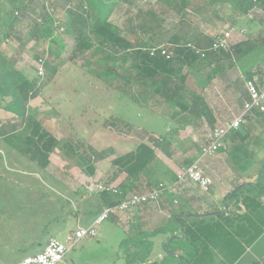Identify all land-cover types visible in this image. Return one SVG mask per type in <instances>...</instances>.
Listing matches in <instances>:
<instances>
[{
    "label": "trees",
    "instance_id": "16d2710c",
    "mask_svg": "<svg viewBox=\"0 0 264 264\" xmlns=\"http://www.w3.org/2000/svg\"><path fill=\"white\" fill-rule=\"evenodd\" d=\"M74 1L0 0V106L4 105L3 109L14 115L16 119L15 123L0 122V139L41 170L49 166L50 155L57 149L66 151L71 159L76 158L77 150H83L81 154L88 164V173H94V163L105 159L106 156L96 151L94 147L86 148L91 153L86 156L84 145L72 136L75 130L69 123L66 128L62 125L59 129L63 136L64 133L67 135V131L71 134L58 140L54 136L56 128L52 127L53 114L45 115L41 121L33 119L30 101L39 95L41 87L36 80L27 78L16 68L21 52L12 57H8L5 53L8 42L12 40L22 42L23 32L29 34V40L44 46V56L46 54L50 56L48 58L50 60H44L43 55L37 57L38 62H43L42 70L47 72L46 82H51L61 66L75 58L80 56L88 67L89 58L94 50L104 52L106 57L97 60L101 65L100 71L88 69L90 76L99 80L116 79L119 81L120 93L131 103H138L133 98L134 86L140 89L141 94L159 95L163 104L179 110V118L175 119L178 130L195 125L202 120L207 121L210 129H213L216 121L213 110L206 102L203 89L218 76L227 73V70H231L245 57L264 46V42L256 41L258 36L264 38V30L262 27L256 29L259 23L252 17L253 11L264 10V0H197V2L196 0H156L161 7L175 13L177 22L175 21L173 28L166 30L162 24L163 21L157 18L159 16L156 12L141 11L130 22V32L141 33L140 37L133 42L114 32L111 14L120 0H77V3ZM189 9H191L190 14L187 13ZM209 16L233 29L240 31L245 29L246 40L234 44L229 52L210 51L209 48L215 41L214 34L196 30L188 31L186 36L188 39L181 44L182 37L185 39V36L179 33L182 27L192 21L193 17L206 21ZM133 22L136 25H133ZM90 23H92V30L86 35L83 31ZM65 37L71 38L73 49L68 58H61L66 45L60 41ZM143 37L146 38L143 39ZM20 47L22 51L24 45L21 43ZM157 47H164L170 53V57L163 56L160 50L152 54V49ZM196 50H199L200 54H197ZM203 52L205 57L201 56ZM121 53L129 57L125 59L129 67L123 71L112 64L116 61L114 58ZM212 64H217L216 68L208 71L203 89H188L186 84L189 76H194L195 73L201 72L203 68ZM262 69L264 68L259 67L246 72L245 78L250 77L254 71ZM254 115L257 120L264 122V113L255 112ZM114 121L112 126L118 127ZM59 124L62 122L59 121ZM47 126L52 127L53 131ZM243 127L247 129L245 136H242L240 132ZM243 127L232 132L227 138V143L232 142L233 146L240 151L243 150L241 144L250 131V128ZM168 136H163V142L158 144V147L165 150ZM154 164L160 165L161 162L155 150L144 143L140 144L135 152L115 159L112 162L111 177L108 176L110 180H106L103 184L110 187L120 172L126 173L127 176L124 181L114 187L122 194L98 193L106 204L104 207H114L125 195L137 192L141 186V177H149ZM263 187L264 168L261 169L258 182L240 185L227 197L229 207L234 205V209L217 216L193 212L175 215L174 221L181 228L183 235L181 242L193 246L194 249L188 252L187 256H181L180 248L172 247V244L179 243L175 236V240L164 243L165 251H169L173 258L178 256L181 264H213V260L207 259L208 254H211V250L217 247V244L242 238L245 246L252 247L264 236V202L258 195ZM101 210L94 211L95 218ZM116 219L118 220L116 216H113L109 221ZM208 220L212 223H208ZM163 232L165 231L157 229L151 234L140 233L127 236L126 240H133V242L127 248L125 264H146V262L157 264L152 263L150 259L153 250L150 239ZM239 250L237 249L234 253V258L236 256L239 258L245 248Z\"/></svg>",
    "mask_w": 264,
    "mask_h": 264
},
{
    "label": "rangeland",
    "instance_id": "374dc122",
    "mask_svg": "<svg viewBox=\"0 0 264 264\" xmlns=\"http://www.w3.org/2000/svg\"><path fill=\"white\" fill-rule=\"evenodd\" d=\"M74 3H77V0H75ZM148 10L157 13L159 16L157 18L163 21L162 24L166 27V30L173 28L172 26L176 21L174 16L175 13L161 7L156 0H120L119 4L115 5L111 14V22L114 24L113 27L115 34L132 42L137 40V37H140L141 33L134 34L130 32V22L133 21L141 11ZM187 13L190 14L191 9H189ZM252 17L257 23H259L256 29L258 30L262 27L264 30V10L253 11ZM135 23H137V21H135ZM91 24L92 23H90L88 28L83 31L84 34H90L92 30ZM133 25L136 24L133 22ZM196 30L214 35L230 32L233 36L232 46L238 42L246 40L245 35L247 34V32H241L240 30L229 27L227 24L218 22L210 16L206 21H200L198 18L193 17V20L186 23L179 32L182 36H185V39L182 37V40H180L181 44L188 39L186 37L188 31L193 32ZM145 38L146 37H143V39ZM263 40L264 38L261 36H258L256 39L259 43H263ZM60 42L65 43L66 45L63 50L64 52L61 53V58H68L73 49V41L70 37H65L62 38ZM21 43L24 45L22 51L20 47ZM21 43L15 40L8 42V46L5 48V53L8 57H12L15 56L16 53L19 54V52H21L17 59L16 68L27 78L36 80L41 87L39 95L30 101V108L37 110L34 115L39 119L40 115L44 116L47 114H53L54 117L52 118L55 123L52 121V126L54 129L56 128L57 130L61 128L62 125L66 128L69 123L75 130V133H72V136L75 140L84 145V149L94 147L96 151L105 154V163H103V160L95 162V166H97L100 173L103 172L105 166L110 170L112 168V162L118 158L117 155L120 149V147H118L119 141L126 140L131 143H136L140 140V137L142 138V136L150 135L149 133H146V131L139 130L131 131L127 133V135H124L121 132L122 126L118 125V127L112 128L113 117L119 116L120 110L125 108L124 104H131V101L127 100L120 93L121 91L118 89L119 81L116 79L108 78L105 80H99L90 76L88 69L98 72L100 71L101 65L97 60L106 57L104 52L94 50L90 58L88 57V67L85 66V60L80 56L75 58V60L61 66L51 82H46L47 72L43 69V74H40L43 62L41 63L37 60V57L43 55L45 51L44 46L33 40H29V34L27 32H23ZM49 57L48 54L42 56L44 60H50L48 59ZM128 58L126 54L121 53L114 58L116 61H113L114 63L112 64H114V66L120 71H123L129 67V63L125 62V59ZM252 66H256L255 68H264V46L253 54L245 57L240 62V69L243 73L237 71L236 66L233 67L235 70L231 72L233 74L231 75L229 85L225 81L226 78H223L222 75L217 78L218 81L216 86L220 88L216 89L219 91V94H222V98L226 101V104L235 106L233 108L235 111H238L236 108V104H238L236 98L238 99L240 94L238 93L239 91H233L234 95L232 96V89L235 87L234 84L236 80H244V74L251 71L253 69ZM235 72H239L236 73L238 76V79L236 80ZM133 91L136 94L140 93V89L136 86L133 87ZM209 97L212 102H216L213 96V91L210 92ZM233 100H235V102ZM144 102L149 103V101H143L141 104H145ZM225 103H223L221 107L226 109V106L224 105ZM119 105H121L120 109L118 107ZM215 105L219 108L217 104ZM3 106L4 105H2V107L0 106V108L3 109ZM225 109L222 111L225 112ZM137 115L138 114L132 113L131 118L134 122L136 121L141 125L144 121V117L140 118ZM0 118H2L1 109ZM229 118H231V114L229 113L222 117L223 120ZM33 119H35L34 116ZM156 119L157 118L153 119V125V123H151L152 120L150 121V118H147L152 127L156 125ZM252 120L253 123H251ZM256 120V117L253 115L250 118V123L245 125L250 128V131H248V136L241 145L245 147L244 151H257L255 160L256 162H261L264 161V148L259 149L258 146L259 141L264 140V122ZM59 121H61L62 124H59ZM104 130H110L112 134L103 137L102 132ZM240 132L242 136H245L247 134V129L243 127L240 129ZM70 134L71 133L67 131V135ZM67 135L64 133V136ZM186 136L187 138H190L189 133H186ZM194 136V139L190 138L187 143H184L183 145L181 144L180 147L173 149L178 159L180 158L182 160L188 158V156L193 157L197 155V149H199V146L201 145V135L196 133ZM100 137L103 141L102 143H105V149L102 148V145L99 143ZM158 140H161V138H158ZM6 146V143L0 141V264H19L26 256L32 254L31 252H26L29 247L25 245V242H27L28 238L33 236L31 233L35 232L38 227L39 231L35 233V236H33L32 239H36L40 242V245H43L50 235L63 240L66 231L72 226L80 225L85 228L89 227L91 225L89 223L93 221L94 218L90 212L85 216L82 215L79 222L77 221L79 215L76 216L75 214L78 207V201L81 199L80 194L74 192V188L76 186L81 187L80 178H78V182L64 180L65 182H68L71 187V189H64L63 185L59 183V180L56 181L55 179H50L48 177V172L40 170L34 163L27 159H22V162L19 161V168H10L11 172L9 171V167L12 164H10V161L8 160V154L12 151V148ZM261 146L264 147V144H261ZM75 149L77 150V148ZM235 150L236 148L233 147L232 149L223 152L226 156L230 157L227 164L228 166H238V158L240 157V154H236ZM59 151L66 159L63 162L64 164L62 163L63 170L57 168L58 170L54 171V168L50 167L52 165L51 163L49 170H51L52 173L61 172L64 173L65 176L66 174L72 176V172H76L79 176L88 173V164L81 154L83 150H77L75 159H71L66 151ZM86 152V156H88V153L91 154L87 149ZM68 158L70 160H68ZM69 161L72 163H68ZM98 164L100 165L98 166ZM220 174L217 175L220 176ZM222 177L223 176H221V178ZM98 184L92 186L93 191L90 190L91 195L92 193L95 195L98 194L95 191ZM237 189L238 188H236L235 191ZM80 193H82V191H80ZM85 199L88 200L91 198L90 196H87ZM84 207L86 210H95L94 206L93 208L89 207L88 209L86 208L87 206ZM18 216L20 217L17 218ZM127 221H129V218H125L123 223H126ZM162 227L159 229L163 230ZM73 230L74 229L71 231ZM127 236L130 235H128L122 227L116 225L112 221H107L98 228L97 238L92 240L85 239L82 246H80V244L77 245V247L80 246L78 249L79 255L74 259V262H69L68 264H125L127 262L125 259L128 255L127 248L133 242V240L127 241ZM160 238L155 241L156 246H154L150 256V259L152 260L151 262L157 264H179L180 261L175 260L169 251H165V248H161ZM15 240L19 242H11ZM17 244L21 245L16 246ZM173 246L175 247L176 244H172V247ZM172 247L169 246V248ZM186 248L188 249L189 246H186ZM30 249L32 251H37L39 248L34 249L33 247H30ZM83 249L85 250L80 253V250ZM73 251L74 250L70 253ZM68 256L72 257L74 256V253ZM146 264L148 263L146 262Z\"/></svg>",
    "mask_w": 264,
    "mask_h": 264
},
{
    "label": "crops",
    "instance_id": "0c3cea01",
    "mask_svg": "<svg viewBox=\"0 0 264 264\" xmlns=\"http://www.w3.org/2000/svg\"><path fill=\"white\" fill-rule=\"evenodd\" d=\"M216 65L217 64L208 65L207 67L203 68L201 72L195 73L194 76L193 75L189 76V79L187 80V84H186L187 88L190 90H202L206 82L205 77L208 71L216 68ZM252 67L253 69H255L256 66L255 67L252 66ZM231 70L230 69L227 70V73L222 75L223 78H226L225 81L228 85L230 84L231 75L233 74L231 72H233L235 68L234 69L232 68ZM236 70L239 71L240 73H243L242 70L240 69V63L236 65ZM239 72H235V74ZM217 78L214 79V81L210 83L205 89H203L205 93L206 102L210 106V108L213 110V115L216 121L215 126L220 121H223L222 117L225 114L227 115L229 113L232 115L233 113L238 112L243 107L244 102L249 99V96L247 98L248 93L243 83L244 80L243 81L239 80L236 74L235 80L238 79V81L236 80L234 84L235 87L234 89H232V92L239 91L238 93L240 94V96L238 97V99L236 98V101L238 102V104H236L237 105L236 108L238 109V111H235L233 109L235 106L226 104L225 103L226 101H224L222 98V94H219V91L216 89V88H220L216 86L217 81H218ZM212 91H213L214 99L216 101V102L214 101L213 102L217 104L219 108H217V106L212 102V100H210L209 94ZM234 92L232 96L234 95ZM133 93H134L133 98H135L138 101V103L124 104L122 102L125 105V108L124 109L122 108L119 112L120 115L114 116L112 120L113 121L115 120L114 122L116 124H118L119 126H122L121 132L124 135H127V133L131 131L133 132L136 130L146 131V133L150 134L149 136H142V138L140 137V140L136 143H131L126 140L119 141L118 147H120V149L117 155V157H121L129 153L135 152L138 146L143 143L149 145L151 148L155 150V154L157 158L160 160L161 164L160 165L154 164L152 166V170L150 171L149 177H145V176L141 177V180H140L141 186H140V189L136 192V193H146L149 190L153 189L156 184L174 183L176 179V175L179 172V170L189 165L192 162V160H194V158L197 157L198 153L201 150L203 137L210 130V127L207 121L202 120L201 122L196 123L195 125H190L186 128H183V129L181 128L178 130L177 124L175 123V119L179 118L178 109L171 108L170 106H168V104L167 105L163 104L162 99L159 95H146V94H141V93L136 94L135 92ZM143 101H149V103L144 102L145 104H141ZM233 101L235 102V100ZM223 103H225L224 105L226 106V109L224 107H221ZM118 107L120 109L121 105H119ZM0 109L2 110V118H0L1 123H5L7 121H12L13 123L16 122L14 115L7 113L2 108ZM30 109L33 110L34 113L32 112L31 114L32 116H34L35 118L34 120L36 121H41L42 118L45 116V115L44 116L38 115L39 116V119H38L37 116L34 115L37 110H35L34 108H30ZM224 109H225V112L222 111ZM132 113L138 114L137 116L140 118L144 117V121L142 122L141 125L137 123L136 121L134 122V120L131 118ZM147 118H150V121L152 120L151 123H153V119L157 118L156 125L152 127L150 125L151 124L150 121H148ZM52 127L50 128L47 126L48 129L53 131ZM112 128H115V127L112 126ZM186 133H189V136L192 139L195 138L194 135L196 133L200 134L201 135V145L199 146V149H197L198 152L196 156H193V157L188 156V158H185L184 156L186 160L185 159L181 160L180 158L178 159L176 157V153L174 152L173 149L176 147H180L181 144L183 145L184 143L188 142L190 138H187ZM110 134H112L110 130L108 131L104 130L102 132L103 137H105V135H110ZM54 136L58 140H62L64 138L60 129L59 130L57 129L56 131H54ZM163 136L169 137L168 140L166 141L168 142V144L165 142L167 144V145L165 144V148H164L165 150L158 147V144H162L163 142ZM158 138H161V140H158ZM99 140H100L99 143L102 145V148L105 149V143L104 144L102 143L103 141L101 140V137ZM0 141L3 142L1 139ZM261 144H264V140L259 141V146H258L259 149L264 148L263 146H261ZM233 147L234 146L232 142H229L228 149H232ZM242 148H243L242 151L237 150V149L235 150L236 154L238 155L240 154V157L238 158L239 160H238L237 167H234V166L231 167L227 165L230 157L226 156V154H224L223 152L219 153L217 156L211 158L205 163L204 170L206 174L210 176L213 180V185L211 186L208 192H204L198 186L188 185L184 187L183 189H181L178 193L167 192L157 203L148 205L142 208L141 210H138L134 215H132L129 218V221H127L126 223H123V221H120L119 219L118 220L116 219L112 222L122 227L124 231L130 236L136 235V234L138 235L140 233L151 234L155 230L166 225L165 227H162V229L165 232L150 239V241L153 244V248L154 246H156L155 241L158 238L161 237L160 245H161V248H164L165 242L167 241L170 242V240H175V236H177V240L179 241V243L178 244L176 243V247L180 248L179 251L181 253V256H187L188 252H191L194 249V247L188 245L185 242H181L183 241L182 231L179 225L174 221V216L175 215L178 216L181 213L187 214L189 212L198 213L202 215L214 214L215 216L226 213L228 210L234 209V205L229 207V201H227V197L231 193H233V191H235V189L238 186L246 184V183H256L260 180V172H261V169L264 168L263 167L264 161L256 162L255 155L257 151L253 150L251 152H248V151H244L245 147H242ZM8 155H9L8 160L10 161V164H12L9 167V171H11L10 168L12 169L19 168L18 164H19V161L22 162V159L29 160L28 158L21 156L15 149H12V151ZM49 160H50L49 166L52 163L50 167L54 168V171L55 170L57 171L58 169L63 170L62 169V166L64 164L63 162L66 159L64 155L60 154V151L58 149L55 150V152H53L50 155ZM68 160L70 159L68 158ZM104 160L105 159H103V163H105ZM68 163H70V161ZM99 165L100 164H98V166ZM49 166L45 170H42V171L48 172L49 173L48 177L50 179H53V180L55 179L56 181L59 180V183L63 185L64 189H68V188L71 189L68 182H65L64 180L78 182V178H80L81 187L76 186L74 188V192L77 194H80V199H81L78 201V207H77V211L75 214L76 216L79 215V218H77L78 222L82 215L85 216L87 215V213H90V212L92 213L93 218H95L94 211L97 209L101 210L104 206H106V204L101 199V197H99L98 194L95 195L92 193L91 195L90 190L92 189L93 185H96L98 183L103 184L105 183L106 180H110L108 176L111 177V174H110L111 169L108 170L107 166H105L103 172L100 173V171L98 170L97 166H95V163H94V169H95L94 173H84L83 176L82 175L79 176L76 172H72V176L68 174H66L65 176V174L61 173L60 171H59L60 173L58 172L52 173V171L49 170L50 169ZM69 167H72V166H69ZM224 170H225V173H224ZM217 174H220V176ZM126 176H127L126 173L120 172V174L112 182L110 187L118 186L122 181H124ZM221 176L223 177L221 178ZM80 191H82V193H80ZM258 195L261 197V200L264 202V187L261 190H259ZM87 196H90L91 199L86 200L85 198ZM84 206H87L86 207L87 209L89 207L93 208V206L96 208L94 211H92V210H86ZM19 217L20 216H18L17 218ZM92 222L93 221H91L89 224H92ZM207 222L212 223L211 220L210 221L208 220ZM234 225L236 226V224ZM79 227L81 226L80 225L72 226L66 231V233L72 229H77ZM82 228H85V227H82ZM38 231H39V227L37 228V230H35V232L31 233V235L35 236V233ZM32 237L28 238L27 242H25L26 243L25 245L29 247V249H27L28 251L26 252L32 253L26 257L35 256L41 253L45 249L49 239L52 238L53 235L52 236L50 235L46 239V241L43 243V245H40V242L37 241L36 239H32ZM83 241L80 243V246L83 245ZM11 242H19V241L15 240ZM185 244L186 246H189L188 249L186 248ZM244 244L245 243L243 242L242 238L241 239L240 238L230 239L228 241H225L224 244H217V247L215 246L211 250V254L210 253L208 254L207 260H213V264H264V236L257 243H255L252 247L245 246ZM20 245L21 244H17L16 246H20ZM238 246H241V247L237 248ZM30 247H33L34 249L35 248H39V249L37 251H34V250L32 251ZM79 247L74 249V251L72 252L74 253V256L69 257L68 255H71L72 253L68 254L66 258L64 259V261L61 263L68 264L69 262L71 263L74 262V259L79 255V252H78ZM243 247L245 248L244 253L239 258H237V256L234 258L235 256L234 253L237 252V249L241 250L243 249ZM84 250L85 249L80 250V253H82ZM174 259L178 260V256L177 258H174ZM173 264H176V263H173Z\"/></svg>",
    "mask_w": 264,
    "mask_h": 264
},
{
    "label": "built area",
    "instance_id": "2783aa9c",
    "mask_svg": "<svg viewBox=\"0 0 264 264\" xmlns=\"http://www.w3.org/2000/svg\"><path fill=\"white\" fill-rule=\"evenodd\" d=\"M241 32H244V30ZM214 38L215 41L209 48L210 51L223 50L229 52L232 50L233 36L230 32L215 34ZM158 50L161 51L163 56L170 57V53L164 47L152 49L151 52L154 54ZM196 53L200 54V51L196 50ZM201 56L205 57V53L203 52ZM40 74H43L42 67ZM244 86L249 99L244 102L243 107L238 112L231 115V118L220 121L213 129L207 132L203 137L199 154L189 165L179 170L174 183H159L146 193L132 192L125 195L121 202L114 205V207H104L89 227L74 229L68 232L63 240L56 237L50 238L41 253L26 257L19 264H59L84 239L97 238L98 228L113 216H116L120 221L130 218L138 210L157 203L167 192L178 193L188 185L198 186L204 192H208L213 185V180L204 170L205 163L219 153L228 150L227 138L229 135L248 125L250 118L255 112L264 113V69L254 71L250 77L244 78ZM91 191L93 190L91 189ZM95 191L97 193L112 192L114 194H122L114 187H106L104 184H98Z\"/></svg>",
    "mask_w": 264,
    "mask_h": 264
}]
</instances>
